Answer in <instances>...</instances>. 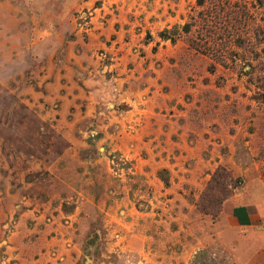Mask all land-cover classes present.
<instances>
[{"label": "rangeland", "instance_id": "obj_1", "mask_svg": "<svg viewBox=\"0 0 264 264\" xmlns=\"http://www.w3.org/2000/svg\"><path fill=\"white\" fill-rule=\"evenodd\" d=\"M0 264H264V0H0Z\"/></svg>", "mask_w": 264, "mask_h": 264}, {"label": "crops", "instance_id": "obj_2", "mask_svg": "<svg viewBox=\"0 0 264 264\" xmlns=\"http://www.w3.org/2000/svg\"><path fill=\"white\" fill-rule=\"evenodd\" d=\"M234 219L243 226L252 223L253 217L245 207H236L232 211Z\"/></svg>", "mask_w": 264, "mask_h": 264}, {"label": "trees", "instance_id": "obj_3", "mask_svg": "<svg viewBox=\"0 0 264 264\" xmlns=\"http://www.w3.org/2000/svg\"><path fill=\"white\" fill-rule=\"evenodd\" d=\"M198 4H202V0H197ZM182 31L184 33H188L190 31V24L186 23L182 26ZM177 33L176 29H173L171 31H162L158 34L159 38L163 41H170L171 43H174L175 38L174 35ZM146 38L150 39L151 36L149 34H146Z\"/></svg>", "mask_w": 264, "mask_h": 264}]
</instances>
